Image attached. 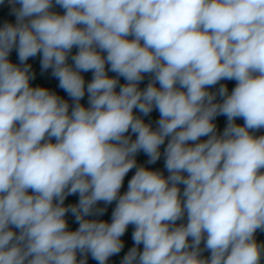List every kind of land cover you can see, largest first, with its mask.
Returning a JSON list of instances; mask_svg holds the SVG:
<instances>
[{
	"label": "clouds",
	"instance_id": "clouds-1",
	"mask_svg": "<svg viewBox=\"0 0 264 264\" xmlns=\"http://www.w3.org/2000/svg\"><path fill=\"white\" fill-rule=\"evenodd\" d=\"M5 3L0 264H264V0Z\"/></svg>",
	"mask_w": 264,
	"mask_h": 264
},
{
	"label": "crops",
	"instance_id": "crops-1",
	"mask_svg": "<svg viewBox=\"0 0 264 264\" xmlns=\"http://www.w3.org/2000/svg\"><path fill=\"white\" fill-rule=\"evenodd\" d=\"M57 11H63L62 9L57 8ZM15 19L14 16L9 15V6L7 5V3L0 5V25H2L5 21H8L10 19ZM75 49L73 50V53H75ZM10 59L14 62V63H18V58L16 55L15 50L12 52ZM29 63H31L33 65V69L36 73V79L34 81H32L33 86H43V87H47L50 90L56 92L58 95L64 97L65 99H68L67 94L58 87V80L54 77L51 76V70H48L47 72L41 74L40 72V63H39V57L36 58H30ZM82 75L85 77L86 82H90L92 79V73L91 72H87V73H82ZM115 75L114 73H109V76H113ZM125 81L123 80V78H121V83H124ZM148 82L147 77L145 78L144 82L141 83L140 87L143 88L146 86ZM222 83L227 84V87L229 89V91H231L234 87H235V81H222ZM69 103H71V101L69 100ZM81 103L85 104V106H87V96H85V98L81 101ZM159 118V113L157 111H153L150 115V117L145 118L146 120H151L154 122L155 120H157ZM217 123V127L219 131H222L223 128L226 125V117L224 116H219L216 118ZM238 123L242 124L243 120L242 119H238L237 121ZM155 126V125H154ZM205 139V138H202ZM161 151H163V146L161 148ZM147 156L144 155L142 152L139 153L137 155V162L139 164H145V162L147 161ZM146 167H149L153 170L159 169L162 171H165V175H167L166 170H164V160L163 157H161V159L159 161L156 162V164L154 165H147L145 164ZM135 169H133L131 172H129V174L125 177V181H124V185L121 189V193H123L124 191H126L127 189V182L128 180L131 178V176L134 174ZM78 201V196H70L66 199L65 203H76ZM101 207H103L104 205L101 204ZM115 207V202L112 205L107 206V212L104 214V216L99 217L100 219L103 220H107L110 222L111 219V212ZM89 218H94V217H89ZM68 219V223H69V228L70 230H75V228L78 227V224H76L74 222V218L69 215L67 217ZM179 223V222H178ZM133 227L129 226L127 232L125 233V235L123 237H121L122 241L124 242V248L122 249V251L118 254V255H114L112 257L109 258L108 264H120V261L122 260L123 256L125 255V253L128 251L129 248H131L133 246V240H132V232H133ZM256 239L258 242H264V232H260L258 231L256 233ZM201 247H203V244L201 245ZM142 248V245H141ZM204 257H207L210 255L209 252L205 251L202 254ZM80 258L79 254H78V259ZM87 264H97V261L93 260L91 258V256L89 255L88 257V261Z\"/></svg>",
	"mask_w": 264,
	"mask_h": 264
},
{
	"label": "built area",
	"instance_id": "built-area-1",
	"mask_svg": "<svg viewBox=\"0 0 264 264\" xmlns=\"http://www.w3.org/2000/svg\"><path fill=\"white\" fill-rule=\"evenodd\" d=\"M264 134V129H262L260 132H257L256 135H262Z\"/></svg>",
	"mask_w": 264,
	"mask_h": 264
},
{
	"label": "water",
	"instance_id": "water-1",
	"mask_svg": "<svg viewBox=\"0 0 264 264\" xmlns=\"http://www.w3.org/2000/svg\"><path fill=\"white\" fill-rule=\"evenodd\" d=\"M9 22L14 23L15 22V19L14 18L13 19H10Z\"/></svg>",
	"mask_w": 264,
	"mask_h": 264
}]
</instances>
